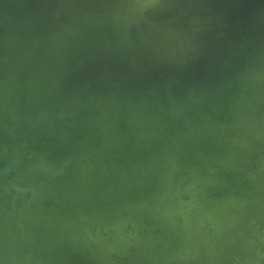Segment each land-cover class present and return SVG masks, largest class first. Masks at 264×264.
Segmentation results:
<instances>
[{"label": "water", "instance_id": "95a60500", "mask_svg": "<svg viewBox=\"0 0 264 264\" xmlns=\"http://www.w3.org/2000/svg\"><path fill=\"white\" fill-rule=\"evenodd\" d=\"M142 35L150 41H138ZM220 53L244 70L243 90L215 120L196 122L185 102L195 75L186 72L199 73ZM29 74L38 81L35 98L25 86ZM0 95L13 99L21 135L43 127L42 140L19 138L0 149L3 264H171L181 244L166 237L208 215V198H223L244 174L256 173L239 205L241 222L249 223L244 211L263 196L264 0H158L151 7L48 0L12 37L0 35ZM166 110L175 113L173 128L161 123ZM114 131L154 153L119 180L118 194L107 195L95 185L113 166ZM188 135L210 138L220 156L205 174L189 161L206 164L210 156L189 153ZM212 222L207 248L189 235L188 245L196 241L189 262L210 254V264H219L218 242L232 227ZM255 229V245L245 256L234 253L233 264L261 261L264 223Z\"/></svg>", "mask_w": 264, "mask_h": 264}, {"label": "bare ground", "instance_id": "6f19581e", "mask_svg": "<svg viewBox=\"0 0 264 264\" xmlns=\"http://www.w3.org/2000/svg\"><path fill=\"white\" fill-rule=\"evenodd\" d=\"M23 3H27L23 5V9L14 16H12L11 27H18L19 23H25L31 19V13L35 16L41 11L45 6V0H20ZM48 1V0H46ZM120 1V0H119ZM16 9V8H15ZM6 14V13H5ZM31 15V16H30ZM5 18V17H4ZM8 19V16L6 17ZM6 20V19H5ZM5 22V21H4ZM7 26V25H6ZM10 27V25H9ZM8 28V27H7ZM4 28H2L3 30ZM232 29V28H231ZM10 30V29H8ZM5 31H3L4 33ZM8 34V32H6ZM4 33V34H6ZM12 35V34H11ZM143 36V35H142ZM146 36V35H145ZM148 38V36H146ZM149 42L150 40L147 39ZM213 56L207 62V64L199 71V73H193V71L186 72V75H192L194 77L190 79V82L186 85L185 89V102L188 105V109L190 111V115L192 118H195L196 122L206 123L215 120L222 108L227 104L231 97L240 93L243 90L244 86V70L238 69L237 67L231 65V59L227 56L224 59H215L213 60ZM217 61V62H216ZM225 69V70H222ZM151 82L154 85L164 84L165 87L168 86L167 83H160L155 79V77H150ZM35 76L29 74L27 76L25 86L27 92L30 95V98L38 97L39 95V87L34 83ZM105 110L107 111V115L111 116L113 113V108L111 104H107L105 106ZM13 108V99L7 96L0 95V149H4V147H9L13 142L19 139L20 136H23L24 132L20 133L22 130L18 129L15 126L16 114ZM175 114V113H173ZM172 110H166L162 113V125L166 127L173 128L174 126L170 123L169 120L172 119ZM42 128V127H41ZM31 130V132L26 136L25 139L31 140H42V134L38 131ZM175 131L174 129H172ZM177 132V131H175ZM111 139L113 142V147L115 150L114 154V163L112 168L97 182L95 188L97 191H100L107 195H114L117 190L121 191L118 187V182L120 179L128 177L130 174L135 172L136 170L141 169L144 165H146L151 155L154 153L152 147L146 145H136L131 140H129L126 136L114 131L111 133ZM186 148L189 153H204L205 155L209 154L211 157L215 153V146L212 143V140L208 137H202L199 135H188L185 138ZM190 166L198 172L200 175L202 173L205 174L204 170H211L210 164L207 162L206 164H201L193 159V161H189ZM210 167V168H209ZM209 168V169H208ZM213 169V168H212ZM202 172V173H201ZM209 176V174H208ZM206 174V177H208ZM211 178H217L213 174H210ZM119 193V192H118ZM116 193V194H118ZM219 200L217 206L215 208L218 215L222 213L225 207V203L227 198L217 197ZM217 220V219H216ZM197 221V220H196ZM229 221L225 220V226L228 225ZM208 223V221H207ZM258 239V237H255ZM253 239V238H252ZM263 239L261 236L259 237V242L257 244H261ZM197 248L205 247V242L201 241V238L197 240ZM196 241L193 243V246L186 244L183 248L184 256L186 255L187 250H191L195 248ZM253 242V241H251ZM83 248H86L85 244H81ZM255 245V244H253ZM200 246V247H199ZM223 250H219L217 261L220 259L219 264H233L235 262L236 256L233 254L236 253L237 256L239 254L242 256L246 254L245 250L241 248H235L231 244V235L223 243ZM86 250V249H85ZM196 254V253H195ZM193 255L196 256V255ZM208 257V256H207ZM207 257L205 261H207ZM210 259V257H208ZM222 259V260H221ZM204 261V262H205ZM209 264V263H205ZM239 264V263H237ZM246 264H256L253 262H248ZM257 264H264V257H261V261Z\"/></svg>", "mask_w": 264, "mask_h": 264}, {"label": "rangeland", "instance_id": "374dc122", "mask_svg": "<svg viewBox=\"0 0 264 264\" xmlns=\"http://www.w3.org/2000/svg\"><path fill=\"white\" fill-rule=\"evenodd\" d=\"M31 1H34V0H31ZM45 2L47 3L48 1L45 0ZM24 4H27V3H23L20 0H7L5 5L3 6L0 35L12 37L15 34V32L18 30V28L24 24V23H19L18 27H13V28L11 27L12 16L16 15L20 11V9L22 10L23 9L22 7ZM31 15H30L31 18H33L35 16L32 13H31ZM7 16H8V19L6 18ZM9 25H10V27H9ZM2 28H4V29L2 30ZM231 28H233V27H231ZM8 29H10V30H8ZM3 31H5L4 33L8 32V34L7 33L4 34ZM146 36L145 35L140 36L138 38V41H145L146 40V42H147V39H149V37L147 38ZM225 57H227V55L225 53H220L217 55L215 54L213 56V58H214L213 60H215V59L217 60L219 58L224 59ZM222 70H225V69H222ZM34 83L39 87L37 80H35ZM41 127L42 126L37 127L36 131H38L39 133H43V130L41 131ZM19 138L20 139L22 138L24 140L26 138V136H23V137L20 136ZM255 146H257V143ZM219 158H220V156L217 155V152H215V154L212 155L209 158V161H207V162L209 164L212 162H217V159H219ZM243 159L244 158L241 157L236 161V164H233L236 167V170H238V168L240 170L241 166L243 167V165H244L242 163ZM238 161H240V162H238ZM254 162H255V160H254ZM254 165H255V163H254ZM254 165H253V168H255ZM262 166H264V162H262ZM255 175H256V173H254V172L247 174V175L244 174V177H245L244 181L241 180L237 185H235V190H233V191L229 190V192L227 191L228 194H226L224 196V198H227L226 204H227V202L228 203L232 202V204L231 203L228 204L230 207L226 206V204H225L224 210L222 211V213L220 215L217 214V212H216L217 208H215L219 202L218 201L219 199L214 196V197H212V201H211V199L208 198L209 199V200L207 199L208 204L206 205V208H204L205 211L210 212L208 215H206L202 219H197V221L195 219H191L192 222H190L188 225H189V227L191 226L192 228L190 227V229L187 232L185 230H179V231H176L174 233V235L171 234V235L166 237L168 242L171 241V245L173 244V242H177V243L181 244L180 247L176 250L177 254L176 253L174 254L173 257L175 259L172 260L171 264H194V262L193 263L189 262L187 260V257L183 255L184 254L183 248L186 244H188L186 242H187V240H189V235L191 237H193V239H195V240L196 239L199 240L201 238V241L203 243L204 242L206 243V239H204V237H205L204 233H205V230L208 227H210L209 226L210 221H212V220H213L212 225L214 224V225L218 226V228L222 229V228H227L229 226L232 227V229H228L229 230L228 232L226 231L224 238L222 237V240H220L218 242L219 250H223L222 249L223 243L228 238L229 235H231V244L235 248H241L242 250H245V248L249 245V243L251 244V239L253 238V236L256 232L255 227L262 225L264 223V186L262 189V193H263L262 198L260 200L256 201L254 203V205H251L246 211H244L245 214H244L243 219H244V221L249 222V223L241 222L242 221L241 216H240L241 207H239V205L242 202V200L246 197V194L249 192V190H247V189H249L248 187L256 184V181H255L256 176ZM216 177H217V179H221V178H223V174L222 173L220 175L218 174V175H216ZM237 214H238V216H237V218H235V215H237ZM225 220L229 221L228 225H226V226L224 224ZM207 221H208V223H207ZM251 245H253V244H251ZM79 246H81V245H79ZM82 248H83V246H82ZM84 250L85 249H83V252H84ZM217 254H219V253H217ZM262 254H263L262 257H264V252H262ZM207 256L210 257V259H211L210 254ZM207 256H205V258ZM194 257H196V256H194ZM205 258L202 259V261L198 262V264H205V263L210 264V259L207 258L206 259L207 261H205ZM215 258L217 260L218 256ZM220 258H221V255H220Z\"/></svg>", "mask_w": 264, "mask_h": 264}, {"label": "snow or ice", "instance_id": "6c2138e0", "mask_svg": "<svg viewBox=\"0 0 264 264\" xmlns=\"http://www.w3.org/2000/svg\"><path fill=\"white\" fill-rule=\"evenodd\" d=\"M138 4L143 7H151L158 2V0H136ZM0 264H3V261L0 260Z\"/></svg>", "mask_w": 264, "mask_h": 264}]
</instances>
